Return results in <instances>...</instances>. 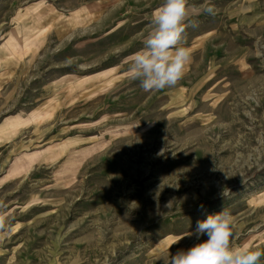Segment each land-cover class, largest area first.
Wrapping results in <instances>:
<instances>
[{
	"label": "rangeland",
	"instance_id": "374dc122",
	"mask_svg": "<svg viewBox=\"0 0 264 264\" xmlns=\"http://www.w3.org/2000/svg\"><path fill=\"white\" fill-rule=\"evenodd\" d=\"M162 3L0 0V264H169L223 209L264 248V0H189L186 75L145 92Z\"/></svg>",
	"mask_w": 264,
	"mask_h": 264
},
{
	"label": "clouds",
	"instance_id": "9594fccd",
	"mask_svg": "<svg viewBox=\"0 0 264 264\" xmlns=\"http://www.w3.org/2000/svg\"><path fill=\"white\" fill-rule=\"evenodd\" d=\"M204 12L216 14L213 6ZM188 18L189 0H163L152 13L153 27L142 47L130 56L127 69L129 78L139 81L145 92L176 87L186 75L191 62V50L185 45ZM190 235L200 242L178 249L171 254L169 264H261L264 258V248L247 243L233 246L236 222L227 209L198 220Z\"/></svg>",
	"mask_w": 264,
	"mask_h": 264
},
{
	"label": "bare ground",
	"instance_id": "6f19581e",
	"mask_svg": "<svg viewBox=\"0 0 264 264\" xmlns=\"http://www.w3.org/2000/svg\"><path fill=\"white\" fill-rule=\"evenodd\" d=\"M24 163H25V160H23V159H21V160L19 159L16 162L14 161V163L11 164V168L10 169L17 168V167H19L20 165H22Z\"/></svg>",
	"mask_w": 264,
	"mask_h": 264
}]
</instances>
